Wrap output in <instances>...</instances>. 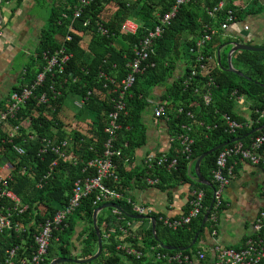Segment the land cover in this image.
I'll return each mask as SVG.
<instances>
[{
    "label": "trees",
    "instance_id": "obj_1",
    "mask_svg": "<svg viewBox=\"0 0 264 264\" xmlns=\"http://www.w3.org/2000/svg\"><path fill=\"white\" fill-rule=\"evenodd\" d=\"M82 1L66 0L61 6L53 8L48 28L42 30L37 48L39 69L37 71L27 69L28 83H32L46 63L44 53L51 54L64 47L72 54V58L61 75L62 79H58L62 82L63 79L68 81L61 89L63 95L57 100L50 99L46 104H38L37 99L30 100L27 106L21 109L18 120H10L13 126L25 119L29 123L13 138L0 127V164L12 163L10 188L21 198L24 205H28L23 214L13 217L12 226L0 235L2 264L7 260L8 252L16 247L18 248L16 257L23 255L21 248L23 240L26 242L28 252H31L30 257L32 256L36 247L34 235L38 231V226L52 216L56 209L65 206L74 181L84 176L82 171L88 163L104 155V146L108 139L105 130L116 97L113 90L130 73L128 64L135 57L136 46L146 36L148 30L159 24V16L168 13L176 3V0H94L83 7ZM260 1L262 0H190L189 3L182 5L170 24L165 27L162 36L154 42V53L149 62L155 66L137 75L135 84L125 96L126 109L120 114L121 128L117 131L114 142V149L120 153L113 159L118 182L115 183L111 179L109 183L130 198L131 191L138 188L157 187L166 190L182 183L191 184L206 194L202 214L189 225L176 231L164 227L159 221V214H153L157 221L156 232L160 241L164 245L177 248L171 252L180 251L179 249L191 245L197 233H200L197 243L184 253L202 248V245L200 247L198 244L205 230L212 229L214 225L211 219L202 225L203 217L213 202V190L192 179L195 173L192 169L189 170L190 164L195 163L203 153L233 138H239L244 146H248L252 138L264 133L263 129L247 136L251 130L264 126V118L252 127L237 131L235 134L227 131L224 119L225 115H229L237 121H243L244 117L236 112V101L239 97L244 98V101H250L248 108L253 118L258 116L255 111L264 110V50L233 53V68L242 73V76L228 70L227 60L232 42H243L259 47H264V43L254 44L250 40L233 39L226 36V31L221 28L227 20L229 11L233 12V23H238L242 19L247 20L251 16L264 15V2ZM22 2L23 0H17L18 6ZM221 3L223 7L219 8ZM1 5L2 0L0 12ZM79 7H82L80 18H73ZM215 9L217 10L212 16L210 12ZM127 20L139 24L136 33L122 32L121 25ZM99 25L107 30L106 34L100 31ZM207 27L217 31L212 34ZM206 33L212 34V39L202 53L206 57H215L221 49V63L217 61V65H214L208 74L199 72L192 76L193 67L196 66L198 71L199 69L196 65L197 55L191 50L192 48L197 50L198 40ZM68 35L71 36L70 41L66 40ZM58 36L61 37L60 40ZM119 41L123 44L121 47L116 44ZM101 73L114 79L115 85L110 84L109 88H104ZM211 79L214 81L210 88L212 99L210 104L206 105L202 96L206 84ZM50 83L51 77L48 76L43 86L38 87L36 96L39 97L48 89ZM58 88L60 89V86ZM156 88H165L161 100L165 103L170 134L173 138L172 153L169 157L177 159V167L171 172L165 167H156L152 170L143 167L136 171H127L124 161H132L136 151L147 143V127L143 115L150 106L148 100L155 97ZM18 89L20 87L15 90ZM89 93L91 95L83 109H77L76 121H71L65 115V106H71ZM180 108L183 109L182 113H178ZM87 112L94 115L91 125L83 124L87 119ZM188 113L193 116L190 117ZM184 125L191 129L190 136L194 141L189 158L182 153L178 139L184 132ZM30 135L33 138H28ZM67 139L71 143L67 149L73 154L75 162L62 159L51 149L46 148L48 141L62 142ZM232 145L233 143H230L227 146ZM14 146L22 147L25 155H16L13 151ZM45 148L47 151L41 153ZM223 148L208 155L201 164L202 175L213 183L215 189H218V185L213 180V171ZM262 150L264 145L260 152ZM235 160L237 159H229L228 164L234 167ZM89 171L94 169L91 167ZM45 175H48V178L39 188L38 184ZM148 176L159 178L160 182L154 186L149 185L146 181ZM93 201V196L85 198L66 222V227L55 233L45 264H50L55 256L72 258V253L77 249L76 242L79 240H82V258H90L95 254L98 236L93 226V213L104 203L94 206ZM116 203L125 212L134 214L131 204L124 200ZM2 206L9 205L6 201L1 202L0 214L6 212ZM188 207L187 202L186 210ZM225 208L224 201L218 206L214 205L210 217L216 216L218 219ZM122 215L130 222L138 221ZM105 216L103 211L98 215L101 233L112 226L114 221L111 215ZM139 221L144 223L148 220ZM16 223L22 231L19 232L14 227ZM79 223L85 227L76 240ZM135 237L129 238L135 245L142 243L145 247L160 245L154 238L152 227L139 229ZM111 241V245L103 243L100 259L91 264H123V257L116 250V245L121 240L113 236Z\"/></svg>",
    "mask_w": 264,
    "mask_h": 264
},
{
    "label": "built area",
    "instance_id": "obj_2",
    "mask_svg": "<svg viewBox=\"0 0 264 264\" xmlns=\"http://www.w3.org/2000/svg\"><path fill=\"white\" fill-rule=\"evenodd\" d=\"M94 0H83V7L89 5ZM190 0H176L175 5L172 9L159 16V24L153 29L148 30L146 36L140 41L139 45L134 49L135 57L128 64L130 73L122 82L114 88L113 93L116 97L114 100V109L109 114V123L106 128L108 139L104 146V155L101 158L95 159L88 163L87 167L83 172L84 176L74 181L72 190L70 192L69 199L65 206L59 207L52 214V216L46 218L39 226L38 231L34 235L36 248L29 259V264H45L48 257L49 247L57 231L66 227V222L80 207L82 201L85 198L93 196V205L98 206L106 203H116V201L124 200L131 204L135 215L146 216L149 218L153 217L156 213L152 207L138 204L128 196H126L119 189L113 187L109 182L111 179L116 183L118 182V175L116 174L114 158L119 156L120 153L114 149V142L116 140L117 131L121 128L119 123L120 114L125 111V96L131 87L135 84L137 75L144 73L148 68L154 67L155 64L149 62L151 55L154 53V42L159 39L164 33L165 27L170 24L172 19L176 16L178 10L182 5L189 3ZM1 2V0H0ZM223 7V3L219 5V8ZM217 9L210 14L213 16ZM1 14V12H0ZM82 14V7L76 9L73 18H80ZM234 21L233 12H228L226 22L221 26L223 31L229 29ZM88 22L85 24L87 25ZM234 24V23H233ZM0 25V37L3 35V31ZM139 24L132 20H127L121 25V30L127 34L136 33ZM208 28V27H207ZM72 29V27H70ZM99 29L103 34L107 33L101 25ZM209 31L214 34L217 30ZM243 30L248 32L249 26L244 25ZM212 34L206 33L197 42V50L192 48L191 52L197 55L196 65L192 70V76L196 73H210L214 65H217L218 56L206 57L202 50L206 44L211 41ZM67 41L71 40V36H67ZM65 41V39H64ZM72 58V54L67 52L64 47L55 51L54 53H44L45 64L41 71L38 72L32 83H26L18 90H14L10 96L8 104L3 110L0 111V127L4 132L9 134L10 138H13L15 134H18L22 127L29 125L28 120H22L18 125L13 126L10 120H18V115L22 108H25L32 99H37L38 104H46L50 102V99L57 100L63 95L61 90L67 80L63 79V82L58 80L62 79L61 75L64 74L65 68ZM48 76L51 77V83L48 85V89L43 91L39 97L36 96L38 87H42ZM100 78L104 81V88H109L110 84L115 85L114 79L110 78L107 74L101 73ZM75 81V80H74ZM214 85V81L211 79L207 84L203 93V100L206 105L211 102V90L210 88ZM60 86V89L58 88ZM197 92V90H196ZM91 93L82 99L74 102V107L78 110L83 109L86 102L89 100ZM237 101H244V98L239 97ZM148 104L154 108L155 118H161L166 115V107L163 101L158 102L155 99H149ZM246 104V103H245ZM249 104L246 105L248 115H246L243 121H237L229 115H225L224 119L227 126V131L230 134H235L237 131L245 128H250L254 124L259 123V120L264 118L263 111H255L257 117L251 116V111L248 108ZM183 109L180 108L178 113H182ZM190 117L193 115L188 113ZM184 132L179 136L182 153L188 158L192 154V145L194 143L190 136L191 129L186 125L183 126ZM28 138H33L32 135ZM26 141L27 138H24ZM264 145V133L257 135L252 138L248 146H244L240 141L234 142L232 146H226L220 152L217 162L216 169L213 171V180L218 185V189H215L213 193L214 205H220L223 201V191L230 184L233 177V165L228 164V160L236 158L241 161H248L254 164L260 161V150ZM71 146L69 140L62 142L48 141L46 144L47 149H51L60 158L70 162H75L73 154L68 151V147ZM42 149L41 153H45L47 149ZM16 155H25V151L20 146H14L13 149ZM145 167L152 170L156 167H165L168 172L176 169L177 159H171L169 155H148L144 163ZM4 170L0 171V203L6 201L9 209H7L6 215L0 216V234L4 230L12 226V219L14 216L23 214L28 206L22 203L21 198L10 188V182L12 180L13 165L11 162H7L3 165ZM91 167L94 171H89ZM48 175H45L38 184L40 188L43 182L47 180ZM149 185H156L160 182L159 178H153L148 176L146 179ZM121 189V187H120ZM205 191L199 189H191L188 197V209L179 216H169L168 214H159V221L164 227L176 231L184 226L189 225L194 219L198 218L204 209ZM217 203V204H216ZM117 204V203H116ZM6 207V208H8ZM214 208V207H213ZM114 225L110 226L103 232L102 239L106 244H112V237L117 236L121 241H118L116 245L117 252L124 258L132 259L135 264H264V210H260L255 216L250 230L246 233L243 240L237 247L225 246L219 241H215L211 247L198 248L191 253H184L185 251H164V249L158 245H151L147 249L142 247L141 244L135 245L130 239H135L137 231L145 230L143 222L134 221L130 222L122 215L119 210L113 209ZM212 220L213 235H216V227L218 219L216 216L209 217L208 220ZM149 227H152V222L148 219ZM14 227L19 230L21 227L16 223ZM148 229V228H147ZM124 239V240H123ZM18 248H14L8 252V258L4 264H14V260L17 256ZM0 264H2L0 262Z\"/></svg>",
    "mask_w": 264,
    "mask_h": 264
},
{
    "label": "crops",
    "instance_id": "obj_3",
    "mask_svg": "<svg viewBox=\"0 0 264 264\" xmlns=\"http://www.w3.org/2000/svg\"><path fill=\"white\" fill-rule=\"evenodd\" d=\"M10 1L11 0H2V4L5 2L8 5ZM33 1L35 0H23L19 6L16 2L17 6L11 10L9 18L6 19L2 16L0 22L3 31V35L0 37V111L8 104L13 91L29 81L27 69H30V71H37L39 69L37 48L41 40L43 28L39 29V23L37 21H34L35 28L33 31L32 26L29 25L32 17L28 15V10L30 8V3ZM240 25L241 26H238L237 23L232 24L229 29L226 30L225 35L233 39L240 38L243 41L250 40L254 44L264 43V15L251 16L245 20V23ZM244 25L249 26L248 32L243 30ZM58 39L60 40L61 37L58 36ZM32 40L34 45L30 43ZM116 44L119 47L123 45L120 41ZM179 71L180 69L178 72ZM164 92L165 88H156L154 91L155 97L153 99L158 102L162 101L161 97ZM248 102L250 101H236V112L241 117L248 115V110L246 109ZM168 119L167 116L155 118L154 108L152 106L148 107L143 115V121L147 127L148 140L144 147L136 151L135 158L132 161H124V166L127 171H136L139 170V168L145 167L144 163L148 155H171L173 138L170 134ZM234 163L233 177L230 184L223 191L225 197L222 195L223 201L226 203V208L218 217L216 227L217 233L213 235V229H206L200 241V244L205 248L211 247L216 240L225 246L235 245V247H237L246 233L250 230L255 216L260 210H264V150L260 152V161L257 164L241 161L239 159L235 160ZM3 165L4 163L0 164V171H7L4 170ZM194 167L195 163H191L189 170L192 169L195 173ZM193 188V185L183 183L166 190H161L157 187L138 188L133 192L131 191V198H133L136 203L138 202L152 207L156 213H164L175 217L187 211L185 207L189 192ZM181 190L184 191L183 196L187 199L183 206L180 203L178 204V195ZM161 194L164 195V200ZM2 209L6 210V212L0 214V216L7 214V208L2 206ZM112 212L113 209H111V213L106 214L105 217L111 215L114 220L115 218ZM114 222L115 221H113V225L115 224ZM84 227V224L77 227L76 240ZM18 231H22V228ZM102 235L103 233H101V237ZM103 241L102 239V242ZM22 243L23 245L21 248L23 255H20L19 258L16 257L14 264H29L31 252H28L27 247H25L26 242L24 240ZM81 243L82 240L76 242L77 249L74 251L75 253H72L73 256L70 259H87L81 257ZM103 243L106 242L104 241ZM141 245L146 249L150 246L145 247L143 243ZM97 251L98 242L95 253ZM56 258L68 257L55 256L52 260ZM122 263L135 264V261L124 258L122 259Z\"/></svg>",
    "mask_w": 264,
    "mask_h": 264
},
{
    "label": "water",
    "instance_id": "obj_4",
    "mask_svg": "<svg viewBox=\"0 0 264 264\" xmlns=\"http://www.w3.org/2000/svg\"><path fill=\"white\" fill-rule=\"evenodd\" d=\"M1 20H2V16L0 15V22H1ZM231 46H232V48H231V50H230V52L228 54V70L233 72L234 74L239 75V76H242V73L238 72L236 69L233 68V63H232L233 53L236 52V51H253V52H255V51L264 50V47L247 45L246 43H243V42H232ZM220 51H221V49H219V51H218V62H219V64L221 63ZM263 129H264V126L258 128V129L251 130L247 134V136L251 135L254 132L263 130ZM237 141H239V138H233L229 142L224 143L222 145H219V146L209 150L208 152L203 153L195 162V167H194L195 176H193L192 179L195 180L199 184L206 185V186L210 187L213 190V193L215 194V188H214L213 183L208 181V180H206L204 178V176L202 175V173H201V164H202L204 158H206L208 155L216 152L217 150L222 149L223 147L227 146L230 143H234V142H237ZM214 203H215V200H213L212 204L210 205L209 209L207 210L206 214L203 217V221H202V225L203 226L207 223V221H208V219L210 217V214H211L212 209L214 207ZM109 208L119 210L122 214H124L125 216H127V217H129L130 219H133V220H148V219H150L151 222H152V233L154 235L155 240L160 244V246L163 249L169 250V251L177 250L176 247L164 245L160 241L159 237L157 236V232H156L157 221H156V219L154 217L149 218V217H146V216H138V215H134V214H129V213L125 212L122 209V207H120L116 203H106V204H103L100 207H98L93 213V226H94V229H95V231L97 233V236H98V251L92 257L87 258V259L56 258V259L52 260L50 264H65V263L89 264V263H92L93 261L99 259L101 254H102V252H103V242H102V237H101V231H100V229L98 227V215L104 209H109ZM199 234L200 233L196 234V236H195L193 242L191 243V245H189L186 248L179 249V250L180 251H187L190 248H192L197 243Z\"/></svg>",
    "mask_w": 264,
    "mask_h": 264
},
{
    "label": "rangeland",
    "instance_id": "obj_5",
    "mask_svg": "<svg viewBox=\"0 0 264 264\" xmlns=\"http://www.w3.org/2000/svg\"><path fill=\"white\" fill-rule=\"evenodd\" d=\"M16 2H17V0H11L10 4H8V5L5 2H4V4H2L1 11H2V16H4V18H6V19L9 18L11 10L17 6ZM65 2H66V0H35L32 3H30L28 15H30L32 17V20H30V22H29V25L32 26V31L35 28V24H34L35 22L34 21H37L39 23V25H38L39 29L40 28H43V29L48 28L49 18L51 17V13H52L53 8H55L57 6H61ZM260 2H264V0H262ZM250 5H252V4H250ZM255 6H257V5H255ZM245 20L246 19H242L240 22L237 23V25L241 26L240 24L245 23ZM30 43H31V45H34L33 40ZM183 63H184V61H183ZM64 109L66 111L65 115L71 121H76L77 109L73 106V104L71 106H65ZM86 117H87V119L84 121L83 124L91 125V122L94 119V115L87 112ZM161 195H162L163 200H164V195L163 194H161ZM183 195H184V191L181 190V192L178 195V197H179L178 204L180 203L182 206L185 205V203L187 201L186 197H184ZM223 196L225 197V195H223ZM138 204H140V203H138ZM109 213H111V209H104V211H103L104 215L109 214ZM143 227L149 228L148 221H144ZM198 245L201 247L200 243ZM232 246L235 247V245H232Z\"/></svg>",
    "mask_w": 264,
    "mask_h": 264
}]
</instances>
